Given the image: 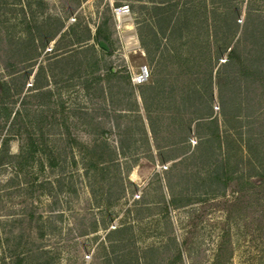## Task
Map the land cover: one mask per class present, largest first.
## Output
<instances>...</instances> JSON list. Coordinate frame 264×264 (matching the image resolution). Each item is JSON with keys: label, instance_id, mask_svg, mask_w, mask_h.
<instances>
[{"label": "rangeland", "instance_id": "rangeland-1", "mask_svg": "<svg viewBox=\"0 0 264 264\" xmlns=\"http://www.w3.org/2000/svg\"><path fill=\"white\" fill-rule=\"evenodd\" d=\"M177 1L169 24L188 3V43L168 30L156 34L159 0H0V143L9 135L0 163V254L14 260L22 248L45 250L22 264H128L129 256L133 264H264V40L245 43L251 58L258 46L261 72L243 81L242 153L219 177L213 159L227 157V146L205 158L209 144L194 126L182 142L178 115L187 91L205 87L209 61L193 60L190 69L192 59H171L174 47L194 53L193 36L208 43L213 3ZM204 1L209 18L200 27L205 13L196 5ZM245 3L240 18L264 28V0L248 3L247 17ZM147 21L146 52L138 29ZM98 27L109 50L98 43ZM143 66L148 80L132 83ZM196 95L221 110L215 89ZM24 158L16 170L12 163ZM127 208L131 228L122 235L130 242L112 250L105 226L119 224Z\"/></svg>", "mask_w": 264, "mask_h": 264}, {"label": "trees", "instance_id": "trees-1", "mask_svg": "<svg viewBox=\"0 0 264 264\" xmlns=\"http://www.w3.org/2000/svg\"><path fill=\"white\" fill-rule=\"evenodd\" d=\"M244 2H246L244 17H247V13L250 11L248 8V3L251 4L253 2H257V0H212V28L210 33L205 31L207 32L208 43H203V38L201 39L193 36V39L195 38L196 42L198 43L199 41V43L194 53L192 52V55L189 53H186L185 55L182 54L178 51L177 47L171 48L172 61H176L178 64L185 65L190 61V59H192V63L188 65L190 69L195 65L193 60H197L196 64H199L200 62L203 63L206 60L207 62L209 61V76L206 77V81H203V85L205 87L200 88V86H197L194 91H187L178 105V115H180L179 121L181 122L182 128L185 132L182 142H186L188 139V134L192 130V126H194L198 133L197 136L199 137V142H207V147L209 144L210 151H208L207 155H204L205 158L219 154L216 152V150L220 152L224 145L227 146V157L224 159H219L215 156L213 159L216 162L213 170L218 171L217 174L221 172L218 175L219 177L223 175L226 176V174H228L232 159L231 156H236L239 152L240 154L242 153L241 149L243 148L242 145L244 144L245 140L243 137L242 124L244 122L246 109L244 102L245 89L243 86V81L245 78L250 76L252 79H254L256 78L257 74L261 72V68L259 69L260 66L257 64L258 60H260L262 56L261 54H259L261 56L257 54L258 46L255 48L256 53L254 57L251 58L245 51V43L249 38V40L254 43V45H258L259 43L261 44L262 40H264V28L260 26L259 21L258 23L256 22L252 25H249L247 20L245 22V18H240ZM178 3L179 2L177 0L171 2L167 0H159V3H155L153 6L151 17L153 19V23L156 25V34H164L166 33V30H168V32L175 37L180 38L186 36L185 42L188 43L190 40L189 36H187L188 33H186V35L184 34V29L186 28L187 31V29H189L192 25L190 21V15L188 14V3L184 1L181 8V13H179L180 15L171 24H169L170 20L172 19V14H170V11H174ZM199 6L204 9L205 14L198 18V24L200 27L202 25L207 26V21L209 18L206 15L207 3L204 1L201 5H196V8L198 7L197 9H199ZM196 8L195 11L197 10ZM191 11L193 12L194 9L192 8ZM141 24V27L138 29V34L140 42L142 46H144V49L146 48L145 50L147 52L145 27L148 26V21ZM97 31L104 36V39L107 38V34L102 32L99 27L97 28ZM209 36L212 37L211 40L209 39ZM76 40L80 41V37L77 36ZM115 73L116 71L113 69V67H108L107 74L113 75ZM202 74L203 72L198 73L200 76ZM148 78L145 81H147ZM5 84L6 83L0 79V93L2 90H4ZM214 89L217 91L219 105L221 108V110L218 112H214L212 104H210L208 99L205 105L203 104L204 101L201 104L194 101V96L196 93V96H203L206 91H209L211 92L212 96ZM197 90H199V92H196ZM197 108L199 111H197ZM203 108H207V110L203 111ZM5 114L8 117L10 115V111L6 110ZM219 114L221 115V120H219ZM8 139L9 135H4L2 137L0 143V163L5 162L8 148ZM27 146L31 151L36 150L37 146L32 137L27 143ZM248 148L253 154H256L251 143H249ZM24 160L26 159H20L15 163H12L13 167L16 170L21 169L25 164ZM171 201H173V199H171ZM129 211L130 209L127 208L125 212L126 214L120 223L114 228H108V226H105L106 233L104 238L110 241L112 250H115L120 242H123V244L130 242V237H123L130 232L129 229L131 228V223L129 221ZM91 231H96V225L93 226ZM104 241H100L98 243L100 244V247L104 248ZM18 244L20 245V241H18ZM122 249L126 250V253L131 251L129 248L124 246ZM43 252H45V250H39L38 247L36 248L29 246L28 248H22L19 251H14L11 253V256L14 255L15 257L14 260H11V257L7 255L6 252H3L0 254V264H22L25 260V257L29 254L35 255ZM128 258H126L128 260V264H133L130 262L133 260V257L129 256Z\"/></svg>", "mask_w": 264, "mask_h": 264}, {"label": "built area", "instance_id": "built-area-1", "mask_svg": "<svg viewBox=\"0 0 264 264\" xmlns=\"http://www.w3.org/2000/svg\"><path fill=\"white\" fill-rule=\"evenodd\" d=\"M148 76H149V71L147 69V66H143L137 73H134L131 76V80H132V83L139 84V83L144 82L148 78Z\"/></svg>", "mask_w": 264, "mask_h": 264}, {"label": "water", "instance_id": "water-1", "mask_svg": "<svg viewBox=\"0 0 264 264\" xmlns=\"http://www.w3.org/2000/svg\"><path fill=\"white\" fill-rule=\"evenodd\" d=\"M98 43H99L100 46H102L106 50L110 49V45H109V43H108V41L106 39H104L102 37H98Z\"/></svg>", "mask_w": 264, "mask_h": 264}, {"label": "bare ground", "instance_id": "bare-ground-1", "mask_svg": "<svg viewBox=\"0 0 264 264\" xmlns=\"http://www.w3.org/2000/svg\"><path fill=\"white\" fill-rule=\"evenodd\" d=\"M126 21H128V19H126Z\"/></svg>", "mask_w": 264, "mask_h": 264}]
</instances>
